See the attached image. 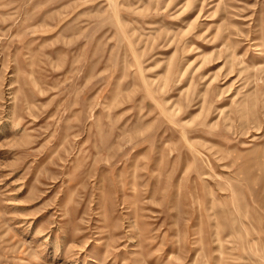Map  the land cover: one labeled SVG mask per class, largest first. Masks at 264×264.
<instances>
[{
    "label": "rangeland",
    "instance_id": "374dc122",
    "mask_svg": "<svg viewBox=\"0 0 264 264\" xmlns=\"http://www.w3.org/2000/svg\"><path fill=\"white\" fill-rule=\"evenodd\" d=\"M0 264H264V0H0Z\"/></svg>",
    "mask_w": 264,
    "mask_h": 264
}]
</instances>
